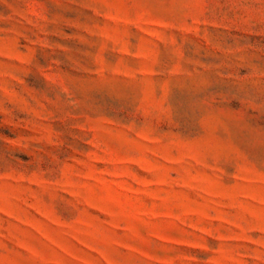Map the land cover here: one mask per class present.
Here are the masks:
<instances>
[{"label": "rangeland", "instance_id": "rangeland-1", "mask_svg": "<svg viewBox=\"0 0 264 264\" xmlns=\"http://www.w3.org/2000/svg\"><path fill=\"white\" fill-rule=\"evenodd\" d=\"M0 264H264V0H0Z\"/></svg>", "mask_w": 264, "mask_h": 264}]
</instances>
